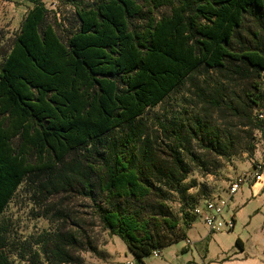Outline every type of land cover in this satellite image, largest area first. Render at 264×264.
Masks as SVG:
<instances>
[{"label":"trees","instance_id":"trees-1","mask_svg":"<svg viewBox=\"0 0 264 264\" xmlns=\"http://www.w3.org/2000/svg\"><path fill=\"white\" fill-rule=\"evenodd\" d=\"M27 1L34 7L0 64V220L23 182L36 177L43 193L88 200L137 264L186 240L197 216L183 210L180 229L168 202L187 194L194 142L213 152L233 141L201 118L185 124V138L166 125L163 138H153L140 118L189 81L208 106L238 116L225 97L227 87H240L242 104L259 107L264 44L237 45L236 36L248 14L264 11V0H68L79 28L67 41L44 0ZM164 8L170 14L158 18ZM200 70L217 74L214 88L194 79ZM247 121L240 126L253 125L252 114ZM60 215L55 232L19 250L22 262L87 264L83 255L96 252L87 231L94 222ZM8 246L0 224V264H15Z\"/></svg>","mask_w":264,"mask_h":264},{"label":"rangeland","instance_id":"rangeland-1","mask_svg":"<svg viewBox=\"0 0 264 264\" xmlns=\"http://www.w3.org/2000/svg\"><path fill=\"white\" fill-rule=\"evenodd\" d=\"M44 3L51 13L50 21L56 25L59 36L67 41L79 28L73 7L68 0H44ZM33 7L27 0H0V64L9 55L24 18ZM169 14L168 8L161 9L158 18ZM255 38L261 39L264 44V11H255L253 15L246 16L236 36L237 45L242 40L253 41ZM193 77L202 85L210 83L212 88L215 87L213 81L218 80L213 71L200 70ZM262 78L263 100L252 111L242 104V88L227 87L226 102H232L235 108H240L237 114L240 118L225 106L218 109L203 104L190 81L173 91L160 105L148 109L140 118L147 133L153 138L163 136L164 125L169 130L178 131L185 138V124H192L194 118H201L212 128H219L228 138L227 143L233 141L225 151L218 149L213 152L194 142L190 153L196 158L190 162L191 173L184 183L188 186L187 194L185 197L169 195L168 204L181 221L180 229L184 226L183 210L193 214L196 209L204 206L208 198L228 196L232 181L240 175L253 173L257 164L264 165V72ZM251 114L255 119L254 124L240 126L243 122H248ZM121 135L118 131L112 139L118 140ZM183 154L185 155V151ZM255 186L245 184L230 200V212L235 215L237 224L235 230L225 233L230 234L227 236L228 243L232 242V238L236 239V235H241L237 239L243 240L249 251L258 252L264 251V184L259 189ZM61 213L72 220L87 219L94 222L95 225L87 231L94 239L96 252L83 255L87 264H137L129 259V250L122 239L103 228L88 200L74 195L43 193L40 180L36 177H28L23 182L0 220L8 240V251L15 264H25L18 258L22 247L32 246L40 235L58 229L63 222L59 219ZM68 228L74 229L71 224Z\"/></svg>","mask_w":264,"mask_h":264},{"label":"crops","instance_id":"crops-1","mask_svg":"<svg viewBox=\"0 0 264 264\" xmlns=\"http://www.w3.org/2000/svg\"><path fill=\"white\" fill-rule=\"evenodd\" d=\"M263 184L258 183L255 188H262ZM186 236V240L162 249L161 257H146L142 264H264V251H249L243 240L240 246L237 245V238L241 235H236V239L232 238V242L228 243L227 236L230 234L210 233L202 219L193 223ZM129 259L137 262L130 250Z\"/></svg>","mask_w":264,"mask_h":264},{"label":"built area","instance_id":"built-area-1","mask_svg":"<svg viewBox=\"0 0 264 264\" xmlns=\"http://www.w3.org/2000/svg\"><path fill=\"white\" fill-rule=\"evenodd\" d=\"M264 183V165L257 164L253 173L240 175L229 185L228 196H213L205 201L202 208L195 210L197 218L203 220L210 233L232 232L236 227L235 215L230 212V200L245 184ZM193 226V224H192ZM192 244V242H188ZM161 250H154L153 257H161Z\"/></svg>","mask_w":264,"mask_h":264}]
</instances>
